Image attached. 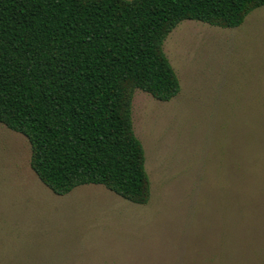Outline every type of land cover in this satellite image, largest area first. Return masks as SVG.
Returning <instances> with one entry per match:
<instances>
[{"label": "rangeland", "instance_id": "1", "mask_svg": "<svg viewBox=\"0 0 264 264\" xmlns=\"http://www.w3.org/2000/svg\"><path fill=\"white\" fill-rule=\"evenodd\" d=\"M162 50L180 90H135L150 196L56 195L0 124V264H264V6L236 28L179 22Z\"/></svg>", "mask_w": 264, "mask_h": 264}, {"label": "trees", "instance_id": "2", "mask_svg": "<svg viewBox=\"0 0 264 264\" xmlns=\"http://www.w3.org/2000/svg\"><path fill=\"white\" fill-rule=\"evenodd\" d=\"M264 0H0V124L30 145V168L56 195L101 185L148 202L135 90H180L162 44L181 21L236 28Z\"/></svg>", "mask_w": 264, "mask_h": 264}]
</instances>
